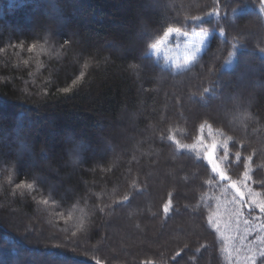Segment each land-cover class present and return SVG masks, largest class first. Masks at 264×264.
Instances as JSON below:
<instances>
[{"label":"trees","instance_id":"16d2710c","mask_svg":"<svg viewBox=\"0 0 264 264\" xmlns=\"http://www.w3.org/2000/svg\"><path fill=\"white\" fill-rule=\"evenodd\" d=\"M0 19V264H240L228 228L264 220V0H0ZM171 29L210 33L178 71L150 53Z\"/></svg>","mask_w":264,"mask_h":264},{"label":"rangeland","instance_id":"374dc122","mask_svg":"<svg viewBox=\"0 0 264 264\" xmlns=\"http://www.w3.org/2000/svg\"><path fill=\"white\" fill-rule=\"evenodd\" d=\"M45 12H48L50 19L54 21L55 10L50 3L45 4ZM46 12V13H47ZM210 39L209 32H195L193 34L183 33L177 29H171L167 31L159 42L154 46L150 53L155 57V60L160 63L163 67L171 69L173 71L182 70L188 67L197 59V57L205 50ZM248 209L251 206H247ZM253 209V208H252ZM258 209V208H257ZM250 212V210L248 211ZM264 220L246 223L245 225L235 227L240 232L233 230L231 226L228 228V233L231 239V235L236 237L238 240L233 239L240 255V264H249L246 257L250 255L248 249L259 244L257 237L264 239ZM34 230L42 231L41 228L34 227ZM30 227L26 226V231L32 233L34 231ZM25 238L27 234H24ZM19 237H17L18 239ZM24 239V238H23ZM26 240V239H25ZM25 242V241H24ZM25 244H28L25 242ZM264 259V258H260ZM62 264H67L63 261ZM256 264H260V260H257Z\"/></svg>","mask_w":264,"mask_h":264},{"label":"snow or ice","instance_id":"6c2138e0","mask_svg":"<svg viewBox=\"0 0 264 264\" xmlns=\"http://www.w3.org/2000/svg\"><path fill=\"white\" fill-rule=\"evenodd\" d=\"M25 63H27V62H25ZM79 82H80L79 79L74 80L73 86L77 85ZM70 90H71L70 88L62 89L63 92H69ZM189 147H195V145H191ZM215 174L221 178V182L228 181L230 179V177L228 175H226L225 171L222 169L221 166L217 169V172ZM245 177L247 178V173H245ZM230 186H231V188L236 189V191L239 192V189L237 188V185L235 182H233ZM18 187L32 189L33 185L30 183H27V184L22 183ZM124 199L127 200L128 197L125 196ZM45 203H46V201H45ZM239 203L242 205L244 203L243 199H241L239 201ZM252 203L258 207L259 212L264 213V201H253ZM170 205H171V201H169L168 203H166L164 205L163 211L165 213L169 212ZM235 214L240 215V208H236ZM209 222L211 223L212 220L210 219ZM262 227H264V226H262ZM257 240L259 241V244L254 246V247H250L248 249V251L250 252V255L246 257V260L249 262V264H256L257 260H260V264H264V259H260V258H264V239H262L261 237L258 236ZM225 251H227V249H225ZM97 264H99V262H97Z\"/></svg>","mask_w":264,"mask_h":264},{"label":"bare ground","instance_id":"6f19581e","mask_svg":"<svg viewBox=\"0 0 264 264\" xmlns=\"http://www.w3.org/2000/svg\"><path fill=\"white\" fill-rule=\"evenodd\" d=\"M14 4H15V9H20L21 6H23V4L21 2H14Z\"/></svg>","mask_w":264,"mask_h":264}]
</instances>
